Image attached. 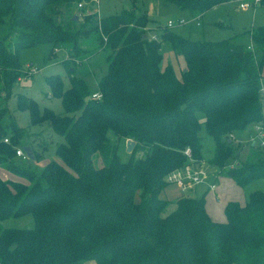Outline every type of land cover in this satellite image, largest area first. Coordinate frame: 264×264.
<instances>
[{
  "label": "trees",
  "instance_id": "1",
  "mask_svg": "<svg viewBox=\"0 0 264 264\" xmlns=\"http://www.w3.org/2000/svg\"><path fill=\"white\" fill-rule=\"evenodd\" d=\"M82 1L0 0V31L7 25L16 33L13 43L0 34V168L17 178L0 176V264H264V191L251 192L244 205L229 202L226 222L211 219L204 195L178 198L171 212L170 201L160 197L173 171L203 160V129L215 142L206 162L221 176L241 188L264 180L258 139L246 142V160L233 163L245 144L238 135L264 127V25L245 32L253 50L251 43L228 39L192 41L167 28H149L158 32L153 40L145 29L149 18L128 9L100 19L85 14L77 27L75 14H65ZM164 1L200 16L235 0ZM93 33L108 50L97 100L90 99L76 63L85 54L79 43ZM165 42L184 58L180 73L172 63L163 65ZM43 44L52 45V53L70 46L72 54L63 61L70 88L59 75L46 78L64 114L17 97L30 127L45 124L63 138L57 159L41 167L35 139L7 103L26 75L20 50ZM110 132L134 142L128 162ZM18 147H30L34 158H18ZM138 150L144 151L140 158ZM97 154L100 167L93 162ZM25 216L33 218L31 228L3 227Z\"/></svg>",
  "mask_w": 264,
  "mask_h": 264
},
{
  "label": "rangeland",
  "instance_id": "2",
  "mask_svg": "<svg viewBox=\"0 0 264 264\" xmlns=\"http://www.w3.org/2000/svg\"><path fill=\"white\" fill-rule=\"evenodd\" d=\"M83 8H79V4H76L74 8L65 14V19L71 17L73 14L74 20H78L77 27L84 23L85 14L94 15L100 19L101 17H108L110 15H118L123 10L128 9L134 11L140 15H146L149 18L147 29L150 33H153L149 28H158L164 30L169 20L177 21L183 19L186 23L182 26L176 25L170 30L174 31L178 35L188 38L192 41H240L246 44L251 43L249 35L245 34L258 26L264 25V6L258 7L256 10H241L239 8L240 1H231L212 8L202 14L201 19H196L199 14L194 13L187 9H181L179 6L171 3H167L164 0H99V4L87 3L86 0ZM98 9V13L94 11ZM77 17V19H75ZM63 19V18H62ZM200 22V25L197 23ZM168 29V28H167ZM0 34L10 37L11 42L16 40V33L9 32L7 25L1 28ZM99 33H93L87 39L81 41L78 47L85 53L79 56L77 59V71L78 75L85 78L87 85L89 86L92 94L97 93V83L102 75L107 72L106 57L108 50H104L98 43ZM102 37V36H101ZM105 42V39H104ZM13 43V42H12ZM162 55L164 58L172 59V48L169 42H165L162 46ZM72 49L70 46H62L57 51L52 53V45L43 44L31 48H24L19 52L20 63L22 64L24 71L28 65H33L38 69V72L30 75V78L26 74L14 86L12 96L8 100L7 106L10 110V114L17 120L18 125L28 129L31 139H35V147L42 155L43 160L39 163L41 167L45 166L52 160H56V148L58 143L63 142V138L56 136L52 129L48 125H41L37 127H30V115L28 111H19L17 97L19 94L26 95L38 102L41 109L48 108L53 110L56 114H64L63 104L60 98L53 97L50 86L46 82V78L59 75L64 80L65 89L70 88V78L66 67L63 65V61L70 59ZM260 57V53H256V57ZM82 58V59H81ZM25 74V73H24ZM91 99V97H90ZM254 127L249 128V132H254ZM246 132L239 134L238 137L243 138ZM111 142L118 147V154L122 162H128L131 159V153L128 152V140L118 139L112 132L109 133ZM203 143V160L196 164H201L208 171V174L204 172L205 177L202 184H198L193 189L192 194L189 191H185V194H191L194 197L199 196L203 191L205 192L209 185L212 183V177L209 171L212 170L211 166L206 162L212 158L215 142L211 136L205 131L201 132ZM258 140V145L263 147ZM250 142V141H249ZM242 146V152L238 157L233 160V163L238 161H244L250 154L249 143L244 142ZM37 146H39L37 148ZM135 146V145H134ZM144 155L143 150L135 152V157L140 158ZM93 162L95 167L104 165L100 156L97 154L93 156ZM2 168H0L1 170ZM220 175V170L215 168ZM206 171V172H207ZM5 175L15 178L14 175L7 173L6 170H1ZM2 173V174H3ZM5 178V177H3ZM210 188V187H209ZM247 191H264V180H255L245 187ZM243 188L240 191L243 192ZM176 186L170 187L165 191H162L161 198L166 201H173L176 194H180ZM181 195V194H180ZM249 194H247L248 196ZM173 205H169V211L171 212L175 208ZM33 226V218L31 216H25L21 218H12L3 223L4 228L17 227V228H31ZM94 260L86 261L83 264H93ZM95 263V262H94Z\"/></svg>",
  "mask_w": 264,
  "mask_h": 264
},
{
  "label": "crops",
  "instance_id": "3",
  "mask_svg": "<svg viewBox=\"0 0 264 264\" xmlns=\"http://www.w3.org/2000/svg\"><path fill=\"white\" fill-rule=\"evenodd\" d=\"M201 17H202V15H200L199 20L201 19ZM168 63H172L176 69V72H178V73H180L181 70H183L185 68L184 58H182L180 56L179 57L175 56V54L173 52H172V59L171 58H164V63H163L164 67ZM254 134H255V129H254L253 133H251V131L249 132V130H248L246 132V134H244V137L241 139H244V142H248L250 137L253 136ZM190 168H191L192 172L203 171V172L208 174V171L206 170V168L201 166V164L199 165V164L194 163L193 165H191ZM210 168H212V170L209 171V174L212 177L211 185L214 184L215 188L211 189V188H209L211 185H209L205 192L202 191L199 194V196H196V197H201L203 195L205 196L206 211L213 221H215V222H226V220H227L226 215H225L226 205L232 201L239 202L240 204L244 205L248 200L249 195L247 196V194H250L253 191H250V190L247 191L246 188H243L244 190L242 189L243 192H241L240 191L241 187H239L232 179L219 175L217 170L214 167L211 166ZM1 170H3V169H1ZM1 170H0V176L2 178L5 177V178H3L4 180H9V179L15 180V178H11V176L5 175L3 172H1ZM173 186H176V185L173 183H170L166 189L173 187ZM176 187L179 189L177 191H179L181 195L176 194L175 199L173 201H171V203L175 202L178 198L183 197V196L194 197L191 194H192V192H194L193 189L196 188L197 185L191 189H188V190H183V189L179 188L178 186H176ZM166 189H164L163 191H165ZM185 191L186 192L189 191L191 194H189V193L185 194ZM170 205H173V207L175 208L174 203L170 204ZM94 262H92V263L97 264L96 262L95 263Z\"/></svg>",
  "mask_w": 264,
  "mask_h": 264
},
{
  "label": "built area",
  "instance_id": "4",
  "mask_svg": "<svg viewBox=\"0 0 264 264\" xmlns=\"http://www.w3.org/2000/svg\"><path fill=\"white\" fill-rule=\"evenodd\" d=\"M93 3H97L99 4L98 0H93ZM264 3V0H240L239 2V8L241 10H256L258 7H261ZM79 8H83L84 7V3H80ZM95 13H98V9L94 11ZM200 16H197L196 19H198ZM186 23L185 20L183 19H178L177 21H173V20H169L167 23L166 28L170 29L175 27L176 25L182 26ZM198 25H200V23H197ZM147 30V28H145ZM149 32V31H148ZM150 37L153 40H158L159 35L158 32L154 31L153 33H150ZM105 41H106V37H104ZM249 50H253V46L250 45L248 46ZM38 72V69L33 66V65H28L26 67V70L24 71L25 74L28 75V77L25 78H30V75H33L35 73ZM261 92H264V80H262V88H261ZM91 99L93 100H97L100 99V95L98 93H94L91 95ZM258 139H262L260 141V144L262 146H264V127L262 126H256L255 127V134L253 136L250 137V142L254 141ZM5 142L8 143V139H5ZM185 154L191 158V150L190 148H187L185 151ZM16 156L20 159H28V155L26 154L25 150L21 147L16 148ZM191 166L188 165L183 169L180 170H176L173 171L169 176H168V182L169 183H173L176 186H178L179 188L183 189V190H188L193 188L194 186L201 184L203 182L204 179V172L203 171H199V172H192L191 171ZM211 189L215 188V185H211L210 186Z\"/></svg>",
  "mask_w": 264,
  "mask_h": 264
},
{
  "label": "water",
  "instance_id": "5",
  "mask_svg": "<svg viewBox=\"0 0 264 264\" xmlns=\"http://www.w3.org/2000/svg\"><path fill=\"white\" fill-rule=\"evenodd\" d=\"M75 19H77V17H75ZM134 145H135L134 142H131V141L128 142V148H127L128 152H132ZM24 150H25L26 154H27L31 159L34 158V156H33V152H32V150H31L30 147H25Z\"/></svg>",
  "mask_w": 264,
  "mask_h": 264
}]
</instances>
